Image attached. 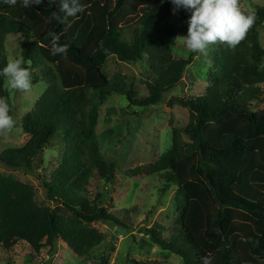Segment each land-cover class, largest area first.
I'll list each match as a JSON object with an SVG mask.
<instances>
[{
    "label": "trees",
    "instance_id": "16d2710c",
    "mask_svg": "<svg viewBox=\"0 0 264 264\" xmlns=\"http://www.w3.org/2000/svg\"><path fill=\"white\" fill-rule=\"evenodd\" d=\"M80 2L85 11L69 17L71 27L64 31L65 25L48 22L59 0L27 9L20 0L15 6L0 0V70L7 64V38L22 37L19 58L30 69L32 82L46 87L20 122L29 140L21 148L3 151L0 163L31 173L55 134L64 143L59 165L43 184L52 206L38 204L32 186L0 173L4 250L22 241L35 253L47 248L50 254L60 240L76 256L86 257L105 240L92 223L126 228L103 207L102 195L90 201L76 186L84 171L104 181L113 178L95 134L100 102L94 95L104 100L110 93H124L133 106L159 105L192 62V56L183 60L171 53L177 33L169 22L170 0ZM255 17L237 47L221 44L215 51V71L204 94L176 101L188 112L183 129L187 141L173 131L171 149L145 171L163 173L166 183L177 188L178 217L168 239L155 229L143 230L144 236L184 264H201L209 253L212 264H264V110H251L264 84V50L258 40L264 7L257 8ZM50 32L63 33L59 43L69 45L66 58L51 54ZM110 56L122 62L146 57L153 75L145 82L146 97L136 99L125 83L107 78L103 65ZM0 96L7 97L11 108L2 76ZM99 264L108 262L102 258Z\"/></svg>",
    "mask_w": 264,
    "mask_h": 264
},
{
    "label": "rangeland",
    "instance_id": "374dc122",
    "mask_svg": "<svg viewBox=\"0 0 264 264\" xmlns=\"http://www.w3.org/2000/svg\"><path fill=\"white\" fill-rule=\"evenodd\" d=\"M240 7L245 14L255 15L257 8L264 7V0H240ZM172 9L169 22L176 37L184 36L190 13L181 9L174 15ZM21 40L19 36L7 38V62L19 58ZM258 40L264 50V22L258 29ZM220 45L210 47L205 57L189 52L183 40L176 39L171 48L173 57L186 60L192 56V62L186 66L180 84L168 92L159 105L133 106L124 93H110L104 100L99 94L94 95L100 102L95 134L103 159L113 167V178L104 181L93 171H84L76 186L86 192L90 201L96 195H102L103 207L126 228L112 223H92L91 227L101 232L105 240L86 257L76 256L60 240L55 242L50 254L47 248L35 253L22 241L9 250L0 246V264H99L102 258L108 264H184L181 258L152 245L144 236L143 230L155 229L168 239L178 217L175 207L177 188L166 183L163 173L146 174L145 171L171 149L173 131L187 141L183 129L188 122V112L176 101L194 100L204 94L215 71L213 57ZM260 70L264 73V57ZM103 72L109 80L117 78L125 83L136 99L148 95L145 82L153 79V75L145 56L138 62H122L110 56L103 65ZM259 87L262 95L258 102L251 103L253 112L264 110V84ZM45 88L44 83L32 82L31 90L25 93L10 89L4 81L16 127L8 134H0V154L27 143L29 136L21 130L20 122L33 109ZM63 154L62 136L55 134L33 163L31 173L23 168L9 169L1 163L0 173L32 186L38 204L49 207L52 204L43 184L50 181ZM138 169L142 170L140 174Z\"/></svg>",
    "mask_w": 264,
    "mask_h": 264
},
{
    "label": "clouds",
    "instance_id": "9594fccd",
    "mask_svg": "<svg viewBox=\"0 0 264 264\" xmlns=\"http://www.w3.org/2000/svg\"><path fill=\"white\" fill-rule=\"evenodd\" d=\"M22 7L39 6L44 0H20ZM54 2V0H53ZM163 2V0H162ZM172 12L179 10L190 13L187 23V34L176 39L183 40L186 49L192 53L208 56L209 48L216 44H224L229 48L237 47L246 37L255 23L254 14H245L240 7V0H170ZM4 3L15 6L17 0H4ZM85 11V5L80 0H59L57 10L48 19L51 23L56 20L65 25L64 31L71 27L69 17ZM62 14V15H61ZM50 32L52 55L66 58L69 45L60 44V35ZM22 57L9 60L0 70V76L12 90L29 92L32 88V75L28 67H24ZM11 108L7 97L0 96V134H8L16 127V121L10 115ZM214 257L211 253L201 257V264H212Z\"/></svg>",
    "mask_w": 264,
    "mask_h": 264
}]
</instances>
